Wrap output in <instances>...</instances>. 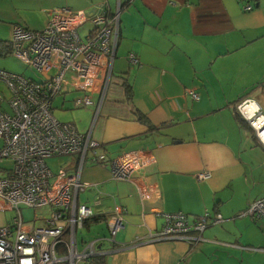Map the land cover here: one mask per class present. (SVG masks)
Wrapping results in <instances>:
<instances>
[{"label": "crops", "instance_id": "1", "mask_svg": "<svg viewBox=\"0 0 264 264\" xmlns=\"http://www.w3.org/2000/svg\"><path fill=\"white\" fill-rule=\"evenodd\" d=\"M10 2L20 17L5 20L12 33L24 26L42 30L48 12L57 8L91 12L103 3L111 9L123 6L113 99L100 109L99 95H91L90 107H74L80 93L62 94L59 101L64 111L68 105L86 112L78 124L62 123L91 132L109 159L143 150L156 158L134 184L114 181L111 168L86 162L82 180L104 192L98 217L83 229L85 241L110 251L100 264H264V220L242 216L264 198V143L238 110L252 100L264 115V0H63L39 11L24 8L27 0ZM249 5L253 10L246 12ZM131 55L138 64L128 60ZM127 90L133 97L129 102ZM93 106L98 119L90 126ZM77 158L63 157L56 165L68 166ZM202 173L212 178L200 183ZM138 184L150 190L153 185L151 200H141ZM95 196L87 190L79 202L91 205ZM115 206L126 209L125 228L111 249L104 239ZM176 213L191 220L220 215L224 222L209 226L195 246L172 240L127 247L163 230L159 214Z\"/></svg>", "mask_w": 264, "mask_h": 264}, {"label": "built area", "instance_id": "2", "mask_svg": "<svg viewBox=\"0 0 264 264\" xmlns=\"http://www.w3.org/2000/svg\"><path fill=\"white\" fill-rule=\"evenodd\" d=\"M122 9L121 3L115 9L103 3L91 12L57 8L48 12L42 30H13V54L52 76L35 81L0 71V80L10 91L9 98L0 95V164L13 165L0 169V212L16 213L12 224L0 227V264H90L104 257L110 251L99 250L96 241L85 242L77 235L98 217L104 195L99 184L82 180L86 162L111 168L112 180L132 184L156 162L152 152L144 150L109 159L91 132L83 134L73 124L62 123L53 112L55 99L66 93L81 94L74 100L77 108L94 105L91 95H99L101 108L111 82ZM252 10L251 5L245 8ZM128 60L138 64L133 55ZM188 94L199 100L195 91ZM238 110L259 136L256 120L264 115L257 102L247 100ZM68 156L78 158L68 166L56 165L55 172L49 161ZM211 178L210 173L197 175L200 183ZM137 188L142 201L154 196L153 185L151 190L143 184ZM90 189L96 192L93 203H80L79 195ZM23 208L35 212L33 220H25ZM125 214L126 209L115 206L108 221L109 236L104 240L111 249L125 228ZM159 215L165 221L163 230L127 247L172 240L195 246L203 241L209 226L223 222L222 216L209 213L195 220L184 213ZM242 216L264 220V198L252 203Z\"/></svg>", "mask_w": 264, "mask_h": 264}, {"label": "rangeland", "instance_id": "3", "mask_svg": "<svg viewBox=\"0 0 264 264\" xmlns=\"http://www.w3.org/2000/svg\"><path fill=\"white\" fill-rule=\"evenodd\" d=\"M27 1L29 2H25L23 4L24 8H32V9L37 8V10L39 11L41 9H46V10L52 9L56 5H50V2H53L54 4H59L63 0H27ZM69 7H70L69 9L71 10L79 11V9H76L72 6H69ZM19 19H20L19 14L13 9V6L10 0H0V21H1L0 22V37L2 38L0 40L12 41L13 39V33L11 32L13 25L5 24L4 23L5 20L7 21H11V20L17 21L18 20L19 21ZM89 27L90 26L87 25L85 27V31H87ZM23 28L26 29L28 27L24 26ZM0 71L6 72L9 74L21 75V76L33 79L35 81H43V80L49 79L52 76V75L47 76L45 73L41 74L37 69L29 66L28 64L23 62L21 59L17 58L15 54H12V53L0 56ZM115 81H116V78L111 79V82L105 94L104 102L110 101L111 98L113 99V94H112V91H110V89L111 87H114ZM0 94H4L5 96L9 97V91L7 90L5 84L2 81H0ZM61 97L62 96H58V98L55 99L54 104H53L54 105L53 110H54V114L56 118L61 122L65 121V122H72V123L78 124L77 122L78 116L87 115L86 112H84V110H81V109L72 108L71 106H68V105H66V108L69 109L68 111L62 110V106L59 102ZM93 107H94V113L89 119L90 126L92 125L94 121L96 123L98 119L96 118V116H98L96 115V108L95 106ZM258 160H260V157H258ZM58 161H59L58 159L49 161L50 166L53 168L55 172H57L58 170L56 167V164H58ZM12 166L13 165L10 162H3L2 164H0V169L9 170L12 168ZM1 175H2V172L0 171V176ZM22 210L24 211L25 220L27 221L33 220V217L35 214L33 210H29L26 208H23ZM41 213L43 212L41 211ZM15 214L16 213H13V212L0 213V227L12 223L16 216ZM77 235H78L79 240L85 241V238H87V231L79 230ZM86 242H91V241H86Z\"/></svg>", "mask_w": 264, "mask_h": 264}, {"label": "trees", "instance_id": "4", "mask_svg": "<svg viewBox=\"0 0 264 264\" xmlns=\"http://www.w3.org/2000/svg\"><path fill=\"white\" fill-rule=\"evenodd\" d=\"M247 12V11H246ZM13 54L14 52H13V45H12V41H0V56L1 55H7V54ZM1 81V80H0ZM3 82V81H2ZM4 83V82H3ZM5 84V83H4ZM6 86V85H5ZM6 88H7V86H6ZM7 90L9 91V89L7 88ZM0 95H2L3 97H5V98H9L10 97V91H9V97H7V96H5L4 94H0ZM126 100L129 102V101H132L133 100V97H132V92L131 91H129V90H127V96H126ZM238 113V112H237ZM238 114H240V113H238ZM137 118H138V120H140L141 122H146V119H145V117H144V115H142V114H140L139 112H137ZM240 116V115H239ZM240 117H242V116H240ZM243 120V119H242ZM255 133H256V131H255ZM256 135H257V133H256ZM109 158V157H108ZM94 219H96V218H94ZM93 219V220H94ZM260 221V220H259ZM223 222H224V220H223ZM256 222H258V221H256ZM93 261V260H92ZM91 261V262H92ZM92 263H94V264H96V263H101V258H97V259H95Z\"/></svg>", "mask_w": 264, "mask_h": 264}, {"label": "bare ground", "instance_id": "5", "mask_svg": "<svg viewBox=\"0 0 264 264\" xmlns=\"http://www.w3.org/2000/svg\"><path fill=\"white\" fill-rule=\"evenodd\" d=\"M256 129L258 131V134H259L260 139L264 143V118L259 117L256 120Z\"/></svg>", "mask_w": 264, "mask_h": 264}, {"label": "clouds", "instance_id": "6", "mask_svg": "<svg viewBox=\"0 0 264 264\" xmlns=\"http://www.w3.org/2000/svg\"><path fill=\"white\" fill-rule=\"evenodd\" d=\"M14 30V29H13ZM112 78V77H111ZM258 136V135H257ZM258 138H259V140L260 141H262L261 139H260V137L258 136ZM92 220V219H91ZM90 221V220H89ZM86 225V224H85ZM109 230V229H108ZM86 242V241H85ZM92 242V241H91ZM106 256V255H105ZM100 258H102V257H100ZM90 264H92V262L90 263Z\"/></svg>", "mask_w": 264, "mask_h": 264}, {"label": "water", "instance_id": "7", "mask_svg": "<svg viewBox=\"0 0 264 264\" xmlns=\"http://www.w3.org/2000/svg\"><path fill=\"white\" fill-rule=\"evenodd\" d=\"M262 142V141H261Z\"/></svg>", "mask_w": 264, "mask_h": 264}]
</instances>
